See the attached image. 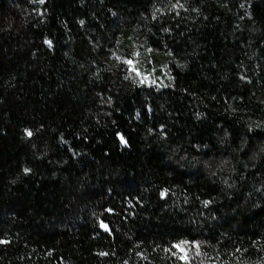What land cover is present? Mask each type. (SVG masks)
I'll return each instance as SVG.
<instances>
[{
  "label": "trees",
  "instance_id": "16d2710c",
  "mask_svg": "<svg viewBox=\"0 0 264 264\" xmlns=\"http://www.w3.org/2000/svg\"><path fill=\"white\" fill-rule=\"evenodd\" d=\"M183 242L264 264V0H0V264Z\"/></svg>",
  "mask_w": 264,
  "mask_h": 264
},
{
  "label": "rangeland",
  "instance_id": "374dc122",
  "mask_svg": "<svg viewBox=\"0 0 264 264\" xmlns=\"http://www.w3.org/2000/svg\"><path fill=\"white\" fill-rule=\"evenodd\" d=\"M130 65L135 67L134 62H131ZM147 80L165 85L168 84L166 75L157 74L156 72L150 73ZM172 255L181 264H211V260L204 255L199 243L183 242L177 244L172 250Z\"/></svg>",
  "mask_w": 264,
  "mask_h": 264
}]
</instances>
